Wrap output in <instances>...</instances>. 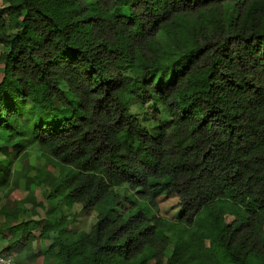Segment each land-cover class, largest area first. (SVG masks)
<instances>
[{"label": "trees", "instance_id": "trees-1", "mask_svg": "<svg viewBox=\"0 0 264 264\" xmlns=\"http://www.w3.org/2000/svg\"><path fill=\"white\" fill-rule=\"evenodd\" d=\"M0 45V255L264 264V0H0Z\"/></svg>", "mask_w": 264, "mask_h": 264}, {"label": "rangeland", "instance_id": "rangeland-1", "mask_svg": "<svg viewBox=\"0 0 264 264\" xmlns=\"http://www.w3.org/2000/svg\"><path fill=\"white\" fill-rule=\"evenodd\" d=\"M2 51H4V47L0 45V53ZM43 160L44 159L40 158V159H37V161H35L34 156L30 155L29 157L23 160V163H25V165H35L37 167H41L42 165L45 164ZM18 167H19V162H16L15 168L18 169ZM32 187L33 189L35 188L34 185ZM23 193L24 195L27 194V192L25 191ZM74 211L75 212L72 214H75L78 212L77 214L78 218L76 221L77 223L76 226L78 227V229L87 230L90 227V225L93 224V222L95 221V213L93 212L89 214L83 213L80 205H75ZM181 213H182V209L178 204L177 196L175 195L164 196L160 199L159 216L164 218L171 228L174 227L176 229L180 227L178 224V218L181 215ZM47 245H49L48 241L39 240L37 242L36 248L38 250L46 249Z\"/></svg>", "mask_w": 264, "mask_h": 264}, {"label": "built area", "instance_id": "built-area-1", "mask_svg": "<svg viewBox=\"0 0 264 264\" xmlns=\"http://www.w3.org/2000/svg\"><path fill=\"white\" fill-rule=\"evenodd\" d=\"M0 264H16L12 255H0Z\"/></svg>", "mask_w": 264, "mask_h": 264}, {"label": "clouds", "instance_id": "clouds-1", "mask_svg": "<svg viewBox=\"0 0 264 264\" xmlns=\"http://www.w3.org/2000/svg\"><path fill=\"white\" fill-rule=\"evenodd\" d=\"M1 255H12V254H1ZM13 256V255H12ZM14 257V256H13ZM14 259H15V257H14ZM15 261H16V259H15ZM16 264H17V262H16Z\"/></svg>", "mask_w": 264, "mask_h": 264}]
</instances>
